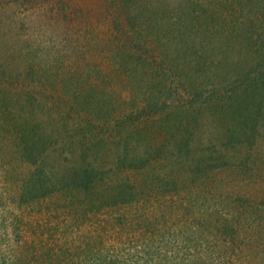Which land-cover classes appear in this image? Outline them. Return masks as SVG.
Segmentation results:
<instances>
[{"label":"rangeland","instance_id":"374dc122","mask_svg":"<svg viewBox=\"0 0 264 264\" xmlns=\"http://www.w3.org/2000/svg\"><path fill=\"white\" fill-rule=\"evenodd\" d=\"M167 1L161 6L184 15L186 0ZM248 2L244 8L251 12H231L227 5L217 10L212 24L201 20L189 36L170 39L177 29L161 22L163 11L156 17L146 10L122 12L110 0H0V84L11 88L16 99L11 114L0 112V223L4 220L2 232L7 231L0 233V253L16 259L14 264H95L99 249L87 248L101 235L104 253H122L137 264L146 257V242L125 223L163 212L173 223L161 231L168 238L159 250L163 261L264 264V209L259 204L264 201V100L254 143L241 135L231 111L214 104L187 108L185 95L176 102L190 115H175L179 128L171 127L161 142V125L155 115L141 112L140 104L149 78L161 69L170 71L169 82L179 83V68L188 58L179 54L177 69L176 40L183 41L180 52L190 45L198 51L201 66L194 82L231 88L246 65L245 50L232 47L223 39L230 33L220 37L218 29L226 10L232 16L225 23L233 26L235 37L258 27L253 22L264 19V0ZM9 119L16 121L12 128ZM17 126L24 130L21 135L15 134ZM130 128L139 131L119 137ZM186 136L191 141L183 148ZM23 137L46 148L38 165L24 158ZM124 154L145 158L146 165L123 167L119 159ZM83 157L85 166L107 171L96 194L108 192V183L129 181L142 195L140 207L103 210L90 219L81 215L85 193L70 196L57 189L27 203L20 200L31 173L57 182ZM15 216L23 237L18 243L12 240Z\"/></svg>","mask_w":264,"mask_h":264},{"label":"trees","instance_id":"16d2710c","mask_svg":"<svg viewBox=\"0 0 264 264\" xmlns=\"http://www.w3.org/2000/svg\"><path fill=\"white\" fill-rule=\"evenodd\" d=\"M248 1L249 0H186L185 2L184 0L185 4L182 6V8L185 13H183L184 15L182 16H179L177 13H172L175 9L168 10L165 6H161L163 2H167L169 4L167 0H110V3L116 4V7H119L122 12H126L127 9L146 10L148 15L155 17L160 11L169 13L168 15L163 13L161 22L164 21L167 26H174L171 29H177V31H172L171 29L167 28L169 30L168 33L170 31L176 32L175 34L172 33L170 38L175 39L176 37L189 36L192 31L191 28L195 23H197L195 26L201 24V20L207 21L211 24L215 22L214 14H219V9H222L224 6H230L231 12L234 10L241 11L243 9L245 13L251 12L248 8H244L245 6H249L252 3H249ZM213 2L215 3L212 4ZM149 3L155 5L148 9L147 5ZM209 5L210 7H214L208 8ZM133 12L134 11L131 13ZM187 14L189 16H187ZM224 14L223 21H221L219 24L221 27L218 29L219 36L221 37L223 32L228 31L230 35H228L227 39L222 36L223 39L228 43L233 44L232 47L240 46L244 48V60L246 65L241 66V71H237V78L231 88L226 87L220 89V87L215 85H199L197 82H194V80L198 77L196 68L201 66L197 64L196 61V55L198 54V51H195L190 45L186 47L187 50L180 52L181 50L183 51L181 48L183 47V41L176 40L175 47L176 49L180 50L176 53L178 54V57H176L177 69L179 68V54H182L184 57L188 58L187 62L183 63L184 65L182 70L179 68V83L175 84L173 81L169 82L168 79L170 78V71L168 70L164 71L165 73H162L161 69L157 77L149 78L148 91L142 93V102H140L142 105L141 112L149 114L148 116L155 115L159 124L161 125L157 133L159 136L163 134L161 142L167 138V134L170 135L171 127H178V125L181 124L179 121L175 120V115L182 112L190 115V111L188 109L185 110V108H181L176 102L178 98H182L183 95H185V98H187L188 102H190V105L187 106V108L192 107L194 104H197L198 106L214 104L216 108H219V110L224 109L226 112L231 111V119L237 122V127H239V129L242 131L241 135H244L247 140L250 139L249 143H254L257 141L256 131L258 130V118L262 113L261 102L264 100V19L263 21L258 19L253 22H258V27H250L249 29L246 28V32H244L242 38H240L238 35L237 37L233 35V26L226 25L225 23L227 16H232V14L229 13V10H226ZM133 19L130 23V27L133 26ZM178 19H180L179 23H177ZM170 39L163 43V45L167 46ZM222 43L224 46L222 45L221 50L224 51L227 49V47H225L224 41ZM134 44V46L137 48H142L138 43ZM145 47L146 46H143L144 49ZM232 47H230V49H232ZM240 52L241 51H239V53ZM242 58L243 57L240 58L239 64H241ZM246 58H248V60ZM231 66L234 68L233 63ZM235 68H238V64L235 65ZM131 88L133 91V87ZM13 101L16 102V99L11 91V88L7 90L5 86L0 84V112L2 114H11L12 109L15 106L12 105ZM184 117L188 118L186 116ZM4 120L7 119L5 118ZM15 124L16 121H12V119L7 123L9 128L14 127ZM19 130L20 131H17L18 133L15 134L21 135L22 131H24H21V129ZM135 131L139 130L130 128L122 133L119 137L124 138L128 135L131 137V134ZM164 134L166 136H164ZM121 138H119V140H121ZM22 140L25 143V145L22 147L24 158L30 163L38 165V162L42 161L44 158L46 148H38L34 146L33 139L30 140V144L24 137ZM190 141L191 138L189 136L184 137V139L181 140V146L183 148H188L187 146H189ZM31 144L32 147H30ZM84 159L85 157H83V161L80 164H76L71 172H69L66 176H63V178L59 179L57 182H54L49 178L47 179V176L41 172L31 173L28 180L23 185L22 192L20 194V200L27 203L31 200L45 197L57 189H61L67 193H70V196H74L76 193H85V195H87V202L81 215L82 218H87L88 215V218L90 219L96 216V212L103 210H107L108 212V209L126 206H134L135 208L140 207L142 195H140L138 188L129 181L122 180L115 181L114 183H108V192L96 194V192H98V180L103 179V176L107 171L105 168L103 169V167L100 168L96 165L85 166ZM119 160L123 167L128 166L132 169L138 168L139 164L140 167L146 165L145 158L143 159L142 157H138L136 154L131 156L124 154L122 159ZM240 198V200H245L242 197ZM259 204L262 206L261 209H264V201L259 202ZM170 219L171 218L165 219L163 212L159 213L157 216H149L144 213L142 217H137L135 219V223L133 222L132 218H130L127 223H125L129 228L131 226H135V228L132 227L131 229L136 231L138 236H140L141 239L146 242V257L143 260L141 259V262L138 261L137 264H170L169 262L167 263V261H163L166 259H162V255L159 252V250L166 245L168 239H165L164 232L161 231L163 229L164 231H168L173 226V223L170 222ZM160 220H162L163 224ZM13 221L12 240L18 243V241L23 240L20 232L21 229L17 224L19 219L15 216ZM5 225L6 223L3 220L0 223V233L2 232V228H4ZM6 232L7 231L3 230L2 235L6 234ZM169 233L170 232H167L165 234L170 235L171 233ZM93 241H95L93 243L94 245L88 246L87 249L88 252L92 251L93 248L99 249L98 254H94L95 264H130L132 262L128 255L124 257L122 253H120V255L119 253H116L115 255L108 252L104 253L101 250V235L98 240L94 238V240L91 242ZM19 249L23 251L22 248ZM13 261H16V259L6 257L3 253H0V264H14Z\"/></svg>","mask_w":264,"mask_h":264}]
</instances>
